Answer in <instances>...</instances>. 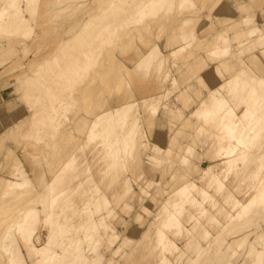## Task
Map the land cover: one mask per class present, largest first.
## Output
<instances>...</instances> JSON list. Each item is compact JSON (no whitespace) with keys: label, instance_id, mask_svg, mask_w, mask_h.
<instances>
[{"label":"bare ground","instance_id":"bare-ground-1","mask_svg":"<svg viewBox=\"0 0 264 264\" xmlns=\"http://www.w3.org/2000/svg\"><path fill=\"white\" fill-rule=\"evenodd\" d=\"M227 2L0 0V264H264V0Z\"/></svg>","mask_w":264,"mask_h":264},{"label":"rangeland","instance_id":"rangeland-1","mask_svg":"<svg viewBox=\"0 0 264 264\" xmlns=\"http://www.w3.org/2000/svg\"><path fill=\"white\" fill-rule=\"evenodd\" d=\"M226 4H227V6L229 5V0ZM233 5L234 4H231L230 6H233ZM219 12L220 13H217L216 18H220V17L227 14L226 13L227 11H225V12L219 11ZM221 12H222V14H221ZM7 73H6L7 76L5 78H3V79L0 78V124L4 127V129H0V131H3V130L8 131L11 129V127L15 124L17 119L21 116L20 112H21V108H22V103L20 102V99H19V93L16 91V83L14 82V80H10L13 77V75L10 72H7ZM6 80H9V82L8 83L4 82ZM184 87H186V86L183 85V88ZM177 95H178L177 92L172 94V96L170 98L171 106H173L175 109H177L181 114L183 112L182 115L188 114L189 111H185L184 109L181 108V102L178 99ZM177 107H179V108H177ZM181 109H182V111H181ZM141 112H142L141 114H142L143 120L145 121L146 120V113L143 110H141ZM18 115H19V117H18ZM4 118H6V120H3ZM168 128H169V124L164 121L162 124V127L160 128V131L163 132L162 134L164 136L163 139H161L162 143H161V141H159V144L162 147H164L167 144V141L169 139V137H168L169 129ZM151 141H153V138H151ZM7 146L15 149L18 153L25 150V147L23 145H19L17 142H8ZM0 159H1V152H0ZM205 162L208 164L211 163L213 165L219 163V162H217V163L214 162L211 158H206ZM147 167H151V165L149 163H147V164L145 163L144 168H147ZM26 169L28 170V172L32 178L35 177L34 173L36 172V169H35L34 165H31V167L26 166ZM219 169H220V171H222V165L219 166ZM31 172H33V174H31ZM164 172H165L164 173L165 178L166 177L168 178L169 177L168 169L165 168ZM12 173L13 172H10L9 170H7L4 167V165L2 163H0V175H3L5 177H10V176L12 177L14 174V173L13 174ZM160 174H161L160 172H156V171H153V172H151V174H148V175L144 174L143 183H146V185L150 184V187H149L150 192H151V189L157 188V184L159 182H161L162 178H161ZM127 175L131 176L130 172H127ZM97 178H99L98 175H97ZM102 185L105 188V185H107V181L105 180L104 184L102 183ZM108 189H110L109 193H112L114 190V185H111L110 188H108ZM105 190H107V188ZM141 203L142 202H138V203L136 202V204L127 213L123 214L120 217L121 222H119V224H117L118 226L117 225L114 226L113 222L111 223V228H113V229L116 228V231H118L120 234V237L118 238V240L116 241L114 246H117L119 243H121V241H123V239L125 237H129L132 239L138 238L139 234H141V232L143 231L144 227L141 226L138 221L134 220V216L136 213L139 212V213L143 214V211L140 209ZM122 217H124L123 220L121 219ZM130 228H132L134 230H131ZM135 228H136V230L137 229L138 230L135 231ZM41 231H42L41 232L42 238H45L48 235L47 228H45L44 231L43 230H41ZM133 232H134V235H133ZM134 236H135V238H134ZM177 242H179V245L181 247H184L186 244L185 239H180ZM101 252L105 255V258H112L115 256L114 248L109 249L105 246H102ZM242 258H243V256L241 253L238 256V258L236 259V264H242L243 263ZM118 260H119V256H116L115 261H118Z\"/></svg>","mask_w":264,"mask_h":264},{"label":"crops","instance_id":"crops-1","mask_svg":"<svg viewBox=\"0 0 264 264\" xmlns=\"http://www.w3.org/2000/svg\"><path fill=\"white\" fill-rule=\"evenodd\" d=\"M3 120H6V118H4ZM0 129H4V127L0 124Z\"/></svg>","mask_w":264,"mask_h":264}]
</instances>
